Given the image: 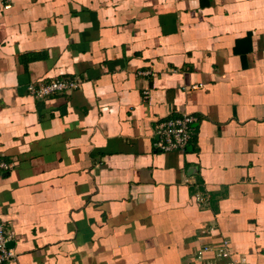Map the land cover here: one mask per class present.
I'll list each match as a JSON object with an SVG mask.
<instances>
[{
	"label": "crops",
	"instance_id": "1",
	"mask_svg": "<svg viewBox=\"0 0 264 264\" xmlns=\"http://www.w3.org/2000/svg\"><path fill=\"white\" fill-rule=\"evenodd\" d=\"M0 214L9 264H264V0H0Z\"/></svg>",
	"mask_w": 264,
	"mask_h": 264
},
{
	"label": "built area",
	"instance_id": "2",
	"mask_svg": "<svg viewBox=\"0 0 264 264\" xmlns=\"http://www.w3.org/2000/svg\"><path fill=\"white\" fill-rule=\"evenodd\" d=\"M79 87L78 80L52 79L44 83H29L27 90L32 97L43 98L55 93H69ZM196 121L197 117L191 113L160 121L155 128L154 148L159 151H183L189 143L190 132ZM1 166L6 167V164L2 163ZM10 241L11 234L6 231L3 216L0 214V264H9L15 259L13 246L8 245ZM226 245L227 241L224 240L214 249L215 264H251L243 255L232 254Z\"/></svg>",
	"mask_w": 264,
	"mask_h": 264
},
{
	"label": "water",
	"instance_id": "3",
	"mask_svg": "<svg viewBox=\"0 0 264 264\" xmlns=\"http://www.w3.org/2000/svg\"><path fill=\"white\" fill-rule=\"evenodd\" d=\"M8 245H11V242H9Z\"/></svg>",
	"mask_w": 264,
	"mask_h": 264
}]
</instances>
